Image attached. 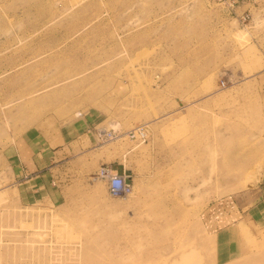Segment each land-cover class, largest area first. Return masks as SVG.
Here are the masks:
<instances>
[{"label":"rangeland","instance_id":"374dc122","mask_svg":"<svg viewBox=\"0 0 264 264\" xmlns=\"http://www.w3.org/2000/svg\"><path fill=\"white\" fill-rule=\"evenodd\" d=\"M93 110L24 200L21 138ZM0 264H264V0H0Z\"/></svg>","mask_w":264,"mask_h":264},{"label":"crops","instance_id":"0c3cea01","mask_svg":"<svg viewBox=\"0 0 264 264\" xmlns=\"http://www.w3.org/2000/svg\"><path fill=\"white\" fill-rule=\"evenodd\" d=\"M103 121V116L93 110L87 113L84 112L76 118L67 120L63 124L52 128L38 127L23 136L21 138L22 142L17 145L15 150V157L17 158L12 168L15 182L17 181L20 185L24 200L29 201L31 197L38 198L42 189L50 184L49 171L62 164L63 158L66 156L81 155L83 151L81 142L94 140L97 130L101 132L107 129L105 127H103L104 129L98 128V125L104 123ZM75 143H77L80 153H72L75 151L73 146ZM123 159L121 157L117 170L131 174V169L126 168ZM29 187L32 192L28 191ZM236 215L237 213L234 212L232 215L222 213L217 216V230L229 228L239 223L240 214L237 219ZM224 219H227L228 222L223 223Z\"/></svg>","mask_w":264,"mask_h":264},{"label":"built area","instance_id":"2783aa9c","mask_svg":"<svg viewBox=\"0 0 264 264\" xmlns=\"http://www.w3.org/2000/svg\"><path fill=\"white\" fill-rule=\"evenodd\" d=\"M222 2L231 11L235 12V8L240 2H255V0H215ZM249 18V13H246L241 17L242 20L246 21ZM225 85V82H222ZM103 141H109L118 137L117 134H113L112 131L104 130L100 132ZM125 135H129L132 138H142L143 140L147 136V126L145 124L139 125L130 131L125 132ZM99 176L108 182L109 192L112 196L121 197L127 196L133 192V180L131 175L126 172H118L112 167H103L99 171Z\"/></svg>","mask_w":264,"mask_h":264},{"label":"bare ground","instance_id":"6f19581e","mask_svg":"<svg viewBox=\"0 0 264 264\" xmlns=\"http://www.w3.org/2000/svg\"><path fill=\"white\" fill-rule=\"evenodd\" d=\"M215 1V0H214ZM218 2V1H217ZM226 85V84H225ZM221 86H223V85H221Z\"/></svg>","mask_w":264,"mask_h":264}]
</instances>
